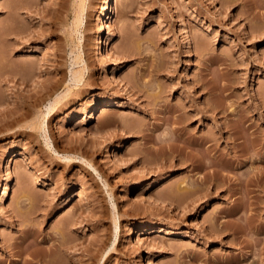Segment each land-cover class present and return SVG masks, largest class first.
<instances>
[{"label": "rangeland", "instance_id": "rangeland-1", "mask_svg": "<svg viewBox=\"0 0 264 264\" xmlns=\"http://www.w3.org/2000/svg\"><path fill=\"white\" fill-rule=\"evenodd\" d=\"M14 1L0 0V106L35 100L28 124L69 88L44 129L1 121L0 264L52 248L59 264H264V0ZM220 124L208 152L175 137ZM235 127L259 157L224 169Z\"/></svg>", "mask_w": 264, "mask_h": 264}, {"label": "bare ground", "instance_id": "bare-ground-1", "mask_svg": "<svg viewBox=\"0 0 264 264\" xmlns=\"http://www.w3.org/2000/svg\"><path fill=\"white\" fill-rule=\"evenodd\" d=\"M14 3H18L17 5H19L18 7H22V8H24V7H27V6H30L31 4H30V0H28V1H26V0H15L14 1ZM16 6V5H15ZM17 7V6H16ZM17 7V8H18ZM109 7H110V0H105V5H104V10H106V11H108L109 10ZM51 9V8H50ZM50 9H48V10H50ZM56 9H54V11H55ZM51 12H52V10H50ZM50 11H48L47 13H49ZM53 11V12H54ZM52 12V13H53ZM52 13H50V16H51V14ZM9 25V24H8ZM8 34H10V32H8ZM114 36V32L113 31H109L108 33H107V36H106V39H108V38H111V37H113ZM109 55V52L107 51L106 52V56H108ZM78 56H76V58H77ZM97 57V55L96 54H94V58H96ZM4 59V65H3V68H0V70L1 69H3L2 71H3V73L2 74H0V80H4L5 78H8V75L11 73V69L9 70V73L7 74V71H5L4 69L6 68V67H8V65L9 64H7V62L6 61H9V57H5V58H3ZM7 64V65H6ZM6 66V67H5ZM106 69V67H104V70ZM106 71V70H105ZM13 72H15V74L17 73V71H13ZM73 79L74 80H80L81 79V74L79 73V74H76V73H74V75H73ZM61 82H59L58 80H51V81H49L48 83H45L39 90H37V91H35L34 92V94H33V97H35L34 99H36L37 100V93H39L38 95H39V98L41 97L40 96V93H44V91H48V90H50V89H52V88H55V87H57V85H59ZM65 90H64V92H61L60 94H56L55 95V97L53 98V100L52 101H50L49 102V105H48V107H47V111H46V114H38V115H36L35 117H33L30 121H29V123L28 124H22V123H20L21 122V120L23 119V118H25V116L27 115V113H28V111L30 110L29 108H26V109H22L24 106H26L27 107V105L29 104V106H32L33 104H34V102L33 101H35V100H32V102L30 101V100H28V102H30V103H28L27 105H25V103L23 102V104H22V102H18L16 105H15V107H12V108H9V109H6V108H4V107H1L0 106V124L2 123L1 121H3V120H7L8 122H7V124L6 125H8V126H22V129H18V132H27L26 130H25V128L26 127H29L31 130H41V129H44V125H45V121H44V117H45V115H48L49 113H51V111L54 109V107H55V105L61 100V97L62 96H65V94H66V92H67V90H68V88H69V86L66 84L65 85ZM1 99H0V103H1ZM27 102V101H26ZM110 106H111V103L110 104H108V103H105L102 107H101V109H100V112L101 113H106V112H108V110H109V108H110ZM179 111V110H178ZM30 112V111H29ZM177 112V111H176ZM183 115V114H182ZM182 115L180 114V113H178V114H174L173 116H174V118H173V120L175 121V123H177V122H184V120L186 119V117H182ZM172 120V121H173ZM173 121V122H174ZM188 121V120H187ZM244 120L243 119H239L238 120V123H237V126H239L240 127V123H244L243 122ZM184 123H186V122H184ZM4 125H1L0 126V131L1 130H4V129H6V127H3ZM7 126V127H8ZM217 127H216V129L214 130V131H209L206 135H204L203 137H200V138H197L196 136L194 137L192 134V136L190 135V136H186V137H184L183 136V131H185V130H183V129H186V128H181L179 131H178V133L175 135V137H178V138H180L183 142H182V146H186V145H189V147H194V148H201V147H203L204 148V150L205 151H210V150H212V149H214L215 148V146H216V144L218 143V141H219V139L221 138V136H223V133L225 132V129H223V126L220 124V125H216ZM235 126H236V124H235ZM245 126V129L247 128V124L246 125H244ZM185 127V126H184ZM242 127V126H241ZM240 127V128H241ZM180 128V126L179 127H177L176 129H179ZM237 127H235V129H236ZM239 128V130H235V131H237V133L235 134V135H233V136H231V135H228V138H229V141H228V149L230 150L229 152H233V154H231V153H229V154H231L230 156H228V153H227V156H225L224 155V157L226 158V160L225 159H223V157L222 158H219V159H217L216 157V160L217 161H221V162H219V163H221V167H222V165L223 164H225L227 167H231V166H233L232 165V163H233V160H235V159H239V157H240V155L242 154V153H245V152H247V150L249 151V150H251L250 148H252V150L254 149V151H252V154H251V157L253 158L254 157V159H258V157H259V154H258V152H257V142H256V136H253V138H252V140L253 141H251V138H250V144L251 145H248L249 143H248V141H246L245 140V138L247 137V135H248V133H247V135L244 133V131L243 130H241ZM242 129H244V128H242ZM29 132H30V130H29ZM176 132V131H175ZM245 132H247V131H245ZM251 133H252V131H251ZM246 136V137H245ZM250 136L252 137V135L250 134ZM248 138V137H247ZM175 139H177V138H175ZM178 140V139H177ZM246 142H245V141ZM255 140V141H254ZM163 142V141H162ZM169 142V141H168ZM248 143V144H246L245 146H244V144L243 143ZM172 143V142H171ZM161 145H163V146H166L167 147V145H168V147H169V143H167V141H166V143L164 142V143H161ZM118 146V143H116L115 144V147H117ZM250 147V148H249ZM192 149V148H191ZM238 152V153H237ZM243 155V154H242ZM70 158H73V156L72 157H68V159H70ZM228 159H230V160H228ZM209 163V161H206V165ZM211 162V161H210ZM219 163H218V165H219ZM201 164V163H200ZM199 164V165H200ZM214 164V163H213ZM205 165V164H204ZM208 166V165H207ZM215 166V165H214ZM201 167V166H200ZM220 167V166H219ZM224 167V169H227V168H225V166H223ZM222 167V168H223ZM236 168H237V166H235ZM203 168V167H202ZM201 168V169H202ZM217 168V167H216ZM232 168V167H231ZM230 169V168H229ZM213 170V169H212ZM211 170V171H212ZM218 170V169H217ZM217 170H214V172L212 171V172H210V173H207V171H204L203 173H202V175H201V180H205V178L207 179V177L208 178H210L209 177V175L211 174V173H214V175H215V171H217ZM217 172H219V171H217ZM216 172V173H217ZM224 174V173H223ZM219 175V174H218ZM212 176V175H211ZM222 176H224V175H222ZM212 177H214V176H212ZM236 210H234V212H235ZM237 212V211H236ZM232 214V213H231ZM239 217V216H238ZM248 218V217H247ZM248 219H250V218H248ZM245 220V219H244ZM239 226V225H238ZM243 227V226H242ZM240 228V227H239ZM28 230V229H27ZM26 230V231H27ZM30 231V230H29ZM27 232V233H29L28 235H32L33 234V232L31 231V232ZM37 232V231H36ZM27 233H25V234H27ZM61 237V236H60ZM54 238V239H53ZM52 239H53V242L56 240V241H58L59 242V244L60 243H62V245H63V237H61V239H63V240H61V239H58V237H53ZM61 242H60V241ZM52 242V243H53ZM54 244V243H53ZM59 244H58V246H59ZM56 244H54V247H55V249H56V247H58V246H55ZM61 244H60V246L59 247H61L62 246ZM52 246V245H51ZM50 246V247H51ZM58 247V248H59ZM57 248V249H58ZM49 249V248H48ZM56 249V250H57ZM48 251V250H47ZM49 251H50V249H49ZM45 252L46 254H44V256H45V258L43 259L42 258V260H40V263L41 264H59L58 262H57V253L55 254V252L53 251V248H52V250H51V252ZM58 252V251H57ZM32 255V254H31ZM235 259V258H234ZM237 262V261H236Z\"/></svg>", "mask_w": 264, "mask_h": 264}]
</instances>
